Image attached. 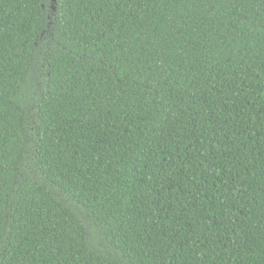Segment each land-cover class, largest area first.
I'll use <instances>...</instances> for the list:
<instances>
[{"label":"trees","instance_id":"1","mask_svg":"<svg viewBox=\"0 0 264 264\" xmlns=\"http://www.w3.org/2000/svg\"><path fill=\"white\" fill-rule=\"evenodd\" d=\"M0 264H264V0H0Z\"/></svg>","mask_w":264,"mask_h":264}]
</instances>
